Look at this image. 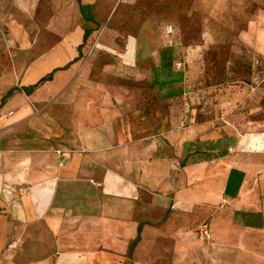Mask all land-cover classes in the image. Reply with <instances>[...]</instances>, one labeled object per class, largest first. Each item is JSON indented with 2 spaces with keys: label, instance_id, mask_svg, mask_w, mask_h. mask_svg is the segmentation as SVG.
Wrapping results in <instances>:
<instances>
[{
  "label": "crops",
  "instance_id": "0c3cea01",
  "mask_svg": "<svg viewBox=\"0 0 264 264\" xmlns=\"http://www.w3.org/2000/svg\"><path fill=\"white\" fill-rule=\"evenodd\" d=\"M77 1L53 43L0 53V264H264L258 87L203 90L182 41L94 52L97 0Z\"/></svg>",
  "mask_w": 264,
  "mask_h": 264
},
{
  "label": "rangeland",
  "instance_id": "374dc122",
  "mask_svg": "<svg viewBox=\"0 0 264 264\" xmlns=\"http://www.w3.org/2000/svg\"><path fill=\"white\" fill-rule=\"evenodd\" d=\"M77 5V0H0V53L19 51V35L25 45L36 38L53 43L51 23L77 19ZM97 8L90 40L100 45L94 52H124L130 36L150 38L158 45L182 41L191 49L181 69L198 68L203 90L213 86L215 95L233 85L260 87L250 90L251 110L261 114L257 106L262 95L264 119V0H97ZM251 24L256 27L251 31H262V55L238 39ZM173 68L179 70L175 64Z\"/></svg>",
  "mask_w": 264,
  "mask_h": 264
},
{
  "label": "built area",
  "instance_id": "2783aa9c",
  "mask_svg": "<svg viewBox=\"0 0 264 264\" xmlns=\"http://www.w3.org/2000/svg\"><path fill=\"white\" fill-rule=\"evenodd\" d=\"M173 30L172 28L169 26L167 27V32L171 33ZM175 65L177 66L178 69H180L183 65L182 62H176ZM21 193L25 192V189H20ZM197 234L199 235V237L205 241H209L211 240V231L209 228V224L207 222L202 223L198 229H197Z\"/></svg>",
  "mask_w": 264,
  "mask_h": 264
},
{
  "label": "trees",
  "instance_id": "16d2710c",
  "mask_svg": "<svg viewBox=\"0 0 264 264\" xmlns=\"http://www.w3.org/2000/svg\"><path fill=\"white\" fill-rule=\"evenodd\" d=\"M89 34H90V31H89V30H88V31H86L85 39H87V38H88ZM43 80H44V79H43Z\"/></svg>",
  "mask_w": 264,
  "mask_h": 264
}]
</instances>
